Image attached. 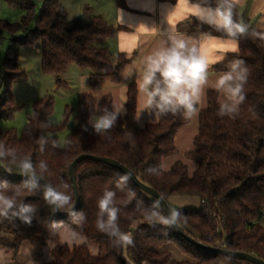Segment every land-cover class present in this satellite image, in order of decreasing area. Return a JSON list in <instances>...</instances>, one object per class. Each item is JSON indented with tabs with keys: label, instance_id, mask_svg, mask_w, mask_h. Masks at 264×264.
Segmentation results:
<instances>
[{
	"label": "trees",
	"instance_id": "obj_1",
	"mask_svg": "<svg viewBox=\"0 0 264 264\" xmlns=\"http://www.w3.org/2000/svg\"><path fill=\"white\" fill-rule=\"evenodd\" d=\"M64 1L42 0L39 7L33 0H3L10 7H20L25 14L20 24L0 19V47L3 46V34L12 35L0 63L4 89L0 95V120L11 119L19 109L11 85L24 74L19 68L21 47L40 49L41 68L45 73L59 75L70 64L89 69L90 88L105 83L119 85L125 68L135 57L125 53L113 56L101 44L115 36V28L99 15H92L88 23L70 19ZM117 2L120 8H127L124 0ZM85 12L92 14L89 8ZM236 16L241 19L238 8ZM19 29L23 30L22 35L15 36ZM177 29L187 31L194 38L207 33L222 35L207 26L198 29L195 19L179 23ZM255 30L264 34V30ZM236 59L243 60L248 69L245 100L234 119L222 117L218 115L220 94L215 89L207 90L206 107L198 111V132L193 139V149L185 154L196 167L192 173L188 165L180 161L167 171L163 169V161L177 153L178 131L190 119L182 115L153 113L157 119L155 123L138 127L139 92L135 80L127 85L126 114L105 136L94 134L90 125L88 131H84L83 126L88 125L91 115L99 114L100 108L115 110L113 97L106 94L98 99L91 92H84L75 112L74 130L64 147L60 146L57 136L60 128L49 120L54 106L51 95L34 102L22 133L13 129L0 130V143L30 157L34 164L45 161L48 165L45 180L57 186L67 184L66 191L74 204L69 167L75 158L89 154L113 159L156 190L170 207L182 212L179 227L186 235L204 245L250 253L264 261V227L259 223L264 213V39L260 36L240 37L238 50L228 53L222 62L212 66L211 71L225 72ZM45 124L49 126L45 127ZM41 135H50L58 146L52 147L49 143L41 152L38 143ZM0 165L5 169L12 167L7 161H0ZM151 168H158L159 174L150 173L148 169ZM11 174H17L15 167ZM118 174L124 173L102 162L84 160L77 165L80 203L76 212H83L86 217L82 226L74 224L71 217L59 218L52 214L40 193L22 192L21 198L34 205L36 213L31 225L0 218V246L5 248L7 264H14L24 242L43 247L47 241L56 243L52 250L53 261L47 264H219L222 260L226 264H253L195 247L173 228L150 227L144 222L137 203L142 201L144 206H149L156 199L136 187L132 180L128 182L131 192L117 190ZM0 180L9 182L8 194L22 181L1 172ZM105 189L116 191L119 225L122 231L133 236L131 246H114L109 236L95 226L97 201ZM177 196L197 198L200 205L176 207L169 199ZM53 221L63 222L66 228L84 236L87 243L96 244L99 253L92 255L87 243L72 248L59 244L64 229L50 230ZM166 246L176 247L186 259L174 261L171 252L164 250Z\"/></svg>",
	"mask_w": 264,
	"mask_h": 264
},
{
	"label": "clouds",
	"instance_id": "obj_2",
	"mask_svg": "<svg viewBox=\"0 0 264 264\" xmlns=\"http://www.w3.org/2000/svg\"><path fill=\"white\" fill-rule=\"evenodd\" d=\"M179 2L180 0H177V5L172 11ZM243 3L244 0H196V2L183 0L187 13L185 18H194L198 29L207 26L222 35L213 36L207 33L204 40L191 41L185 39L183 34L175 33L174 29L161 30V34L165 35L166 39L143 58L139 68L134 66L125 77V79L136 77L138 92L143 98L142 113L182 115L186 119H191L198 113V106L202 103L210 83L209 70L212 65L222 62L225 53L237 51L240 37L260 36L264 39V34L250 29L243 19L236 16L237 7ZM247 76L248 69L245 62L236 59L230 62L227 71L219 74L211 83L210 86L223 96L218 115L234 119L239 114V106L245 100L244 88ZM98 113L91 115L88 125L83 126V130L88 131L90 125L94 134L98 136L107 135L117 124L118 119L126 114L123 108L110 110L107 107L100 108ZM38 143L41 152L49 143L52 147L58 146V142L50 135H41ZM0 161H7L22 177L21 184L15 186L11 194H8L9 182L0 180V218L10 219L13 222L19 220L23 224L31 225L36 207L25 203L21 198L22 192L26 190L30 194L40 193L52 214L66 213L78 226H82L86 221L83 212L74 211L73 198L66 191L68 185L61 183L57 186L45 180V173L48 172L45 161L34 164L30 157L18 153L15 149L6 148L2 143H0ZM12 167H7L6 171L11 173ZM148 171L159 174L158 168H151ZM131 178L132 174L128 172L118 174L115 188L122 192H131L132 190L128 188ZM97 207L95 221L97 230L108 235L116 247L133 245L131 233L122 231L119 225L120 208L117 206L116 191L105 189L98 198ZM137 209L143 213L144 222L153 228L160 225L175 229L183 219L182 212L175 207H169L165 211L159 198L149 206H144L143 202L139 201ZM49 229L52 231L64 229L61 234L62 243L86 242L85 237L73 229L66 228L63 222L53 221ZM3 255L4 252L0 249V264H3Z\"/></svg>",
	"mask_w": 264,
	"mask_h": 264
},
{
	"label": "rangeland",
	"instance_id": "obj_3",
	"mask_svg": "<svg viewBox=\"0 0 264 264\" xmlns=\"http://www.w3.org/2000/svg\"><path fill=\"white\" fill-rule=\"evenodd\" d=\"M33 2L39 7L42 6V0H33ZM90 0H65L64 6L68 12L70 19L78 20L83 23L87 22L91 17L86 11L87 8L91 10ZM0 19L6 20L10 23L20 24L21 19L25 14V11L20 7H10L5 2L1 1ZM93 4H98L96 0H93ZM96 7V6H95ZM98 8V7H96ZM95 14V13H94ZM22 29H19L15 36H21ZM3 46L0 47V63L3 57V50L9 44V39L12 35L9 33L3 34ZM112 40H107L101 46L111 45ZM114 49H112V52ZM114 54V53H113ZM134 65L127 66L122 74V81L119 85V90L110 92L108 87L112 86L110 83H105L97 88H90L89 86V74L90 70L81 68L76 64H70L67 69L61 74H50L42 71L41 68V52L39 48L33 47H21L19 52V68L23 71V76L17 79L11 85V91L13 93L14 102L18 105L19 109L15 112L14 116L8 120H0V130H15L17 133H22L24 127L28 122L29 115L33 110V104L36 100L51 95L54 100L53 113L49 120L53 126L59 127L58 140L61 147L65 146L66 139L75 127V112L78 106L80 95L84 92H91L98 99H101L106 94H111L114 100V108L124 109L126 89L127 85L123 86L124 82L129 79H125L127 73L132 69ZM209 71V86L206 88L205 95L202 103L199 105V110H203L206 107V92L209 89H214L210 85L215 78L221 74ZM136 81V77L134 78ZM4 91L1 85V72H0V95ZM223 100V96L220 94V101ZM143 98L138 95V107H137V126L144 128L150 123L157 121L154 115H150L147 112L142 113ZM198 132V113L193 116L190 121L182 127L175 139L177 147V153L163 161V169L169 170L176 162H183L188 165L190 172L195 170V165L185 158V154L193 149V139ZM170 203L176 207H198L200 201L197 198L189 196H177L169 199ZM259 223L264 227V214L259 219ZM164 250L171 252L174 261L185 260V255L181 254L176 247L166 246ZM219 264H226L222 260Z\"/></svg>",
	"mask_w": 264,
	"mask_h": 264
},
{
	"label": "crops",
	"instance_id": "obj_4",
	"mask_svg": "<svg viewBox=\"0 0 264 264\" xmlns=\"http://www.w3.org/2000/svg\"><path fill=\"white\" fill-rule=\"evenodd\" d=\"M90 1H92L90 4L92 14L89 15L91 17L92 15L101 16L116 30L115 36L111 38L113 43L104 47L108 48L113 56H117L119 53H125L128 56L135 55L132 62L127 66L134 65L139 68L143 58L161 45V41L166 39V36L161 34V30L174 29L175 33L183 34L185 39L191 41H202L206 38V36L194 38L187 31L177 29L179 23L194 19L192 17L185 18L187 13L183 0H180L174 11H172V8L177 5V0H124L127 6L126 9L120 8L117 0H96L98 4H93V0ZM193 2H196V0H193ZM237 8L241 19L250 28L264 30V0H244V3ZM0 11H2L1 3ZM91 17L85 23H88ZM122 33H127V35H121ZM112 49L115 52H112ZM228 53L233 52L225 53V57ZM211 68L209 71H211ZM134 78L135 76L124 82L123 86L128 85ZM111 85L108 87L110 92L119 90L121 86ZM85 243H87V240ZM85 243H62L61 237L59 242V244H67L71 248ZM87 244L91 254L96 256L99 253L98 246ZM55 246L56 243L52 241H47L43 247H34L29 242H24L19 249L14 264L50 263L53 261L52 250ZM0 249L4 252L3 264H7L5 248L0 246Z\"/></svg>",
	"mask_w": 264,
	"mask_h": 264
},
{
	"label": "water",
	"instance_id": "obj_5",
	"mask_svg": "<svg viewBox=\"0 0 264 264\" xmlns=\"http://www.w3.org/2000/svg\"><path fill=\"white\" fill-rule=\"evenodd\" d=\"M81 17H78V20H80ZM84 160H91V161H96V162H102L105 164H108L112 167H115L117 169H119L120 171H122L123 173H131L132 174V182L133 184L138 187L140 190H142L143 192L147 193L148 195L154 197L156 200L159 198L162 201V207L165 209V211L167 210V208L170 207L169 203L153 188L145 185L144 183H142L137 176L126 166H124L123 164L110 159V158H105V157H98L95 155H89V154H81L79 155L77 158H75V160L71 163L70 167H69V175H70V179H71V183H72V188L75 194V207H74V211H76L78 209L79 203H80V196H79V192H78V188H77V182H76V167L79 163H81ZM0 172L3 173L4 175L11 177V178H15V179H21L22 177L18 174H11L8 171H6V169L3 166H0ZM56 215L59 218H67L70 217L69 215H65L62 212H57ZM174 229V228H173ZM174 231L179 234L180 236H182L186 241H188L190 244L194 245L195 247H198L200 249H203L205 251H209V252H214L217 254H221L223 256L226 257H232V258H237L240 260H245L248 261L250 263L253 264H264V261L258 257H256L253 254L250 253H246V252H238V251H230L227 249H222V248H214L211 246H207L204 245L202 243H200L199 241H196L195 239H193L192 237L186 235L180 227L175 228Z\"/></svg>",
	"mask_w": 264,
	"mask_h": 264
},
{
	"label": "built area",
	"instance_id": "obj_6",
	"mask_svg": "<svg viewBox=\"0 0 264 264\" xmlns=\"http://www.w3.org/2000/svg\"><path fill=\"white\" fill-rule=\"evenodd\" d=\"M264 214V213H263Z\"/></svg>",
	"mask_w": 264,
	"mask_h": 264
}]
</instances>
